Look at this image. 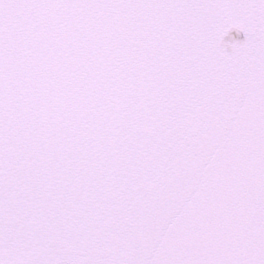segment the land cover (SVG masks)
<instances>
[{
  "label": "water",
  "instance_id": "water-1",
  "mask_svg": "<svg viewBox=\"0 0 264 264\" xmlns=\"http://www.w3.org/2000/svg\"><path fill=\"white\" fill-rule=\"evenodd\" d=\"M0 264H264V0H0Z\"/></svg>",
  "mask_w": 264,
  "mask_h": 264
}]
</instances>
